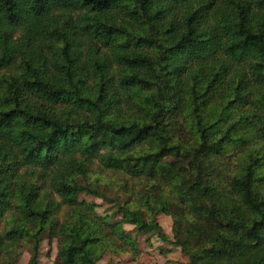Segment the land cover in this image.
I'll return each instance as SVG.
<instances>
[{
    "label": "trees",
    "instance_id": "obj_1",
    "mask_svg": "<svg viewBox=\"0 0 264 264\" xmlns=\"http://www.w3.org/2000/svg\"><path fill=\"white\" fill-rule=\"evenodd\" d=\"M46 232L57 264L154 232L264 264V0H0V264H40Z\"/></svg>",
    "mask_w": 264,
    "mask_h": 264
},
{
    "label": "rangeland",
    "instance_id": "obj_2",
    "mask_svg": "<svg viewBox=\"0 0 264 264\" xmlns=\"http://www.w3.org/2000/svg\"><path fill=\"white\" fill-rule=\"evenodd\" d=\"M81 184H84L80 180ZM101 189L104 191V195L111 200L115 194L114 190ZM79 200L90 204L97 205V212L109 217L111 221L115 222L121 218V214L118 212L117 206L112 202L104 201L103 199L87 193L82 192L79 195ZM124 198H122V201ZM157 223L162 228V234L169 237L172 240V220L165 215L157 216ZM134 227L126 226V230L133 232ZM49 233L46 232L42 236L40 264H57V245L56 242H49ZM138 245L142 251V255L138 260H135L131 255L121 256H109L100 262V264H187L188 258L181 252L180 248H177L171 244L170 241L161 239L156 232L152 235L135 234L134 235ZM31 255V249L27 248L21 257L19 264H27Z\"/></svg>",
    "mask_w": 264,
    "mask_h": 264
}]
</instances>
